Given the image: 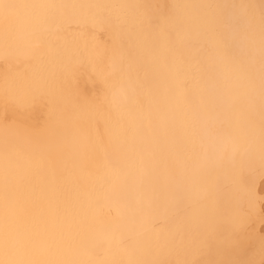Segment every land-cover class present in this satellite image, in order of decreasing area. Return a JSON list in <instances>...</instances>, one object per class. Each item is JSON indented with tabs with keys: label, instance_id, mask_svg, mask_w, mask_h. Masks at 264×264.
I'll list each match as a JSON object with an SVG mask.
<instances>
[{
	"label": "bare ground",
	"instance_id": "1",
	"mask_svg": "<svg viewBox=\"0 0 264 264\" xmlns=\"http://www.w3.org/2000/svg\"><path fill=\"white\" fill-rule=\"evenodd\" d=\"M104 1L75 0L72 3V0H0V68L4 71L6 68L4 75L11 77L0 85V162L9 165V169L5 166L0 168V186H30L23 183L27 179L37 181L38 184L35 186H88L89 178L80 170L83 167L80 157L86 151V146L80 149L74 142L65 141L61 148H53L49 146L52 143L40 135L41 132H33V127L37 125L34 122L43 117H38V113L34 115L31 110H25V106L31 104L32 96L25 92V86L29 84L30 79H34L36 74L41 72L37 69L43 68L41 57L37 58V56L44 44L37 47L34 44L35 37L45 34L52 45L50 55L62 54L58 58L61 63L57 62L58 67H53L52 71L56 73L61 71L63 76L64 65L74 59L78 52H82V47L75 46L78 40L66 41L56 38L58 31L46 29L47 26H61L68 20H73L74 17L69 12L71 4H77L74 6L76 8L86 7L89 14H92V9L96 7L98 14L104 16L106 8L101 11L97 7L101 5L98 2ZM230 2L232 4H229ZM234 2L235 0H218L217 4L213 2V5L224 6L222 12L225 31L222 39L227 45L228 56L232 61L231 72L217 64L209 69L213 74L211 86L208 89L211 111L205 114L197 108L194 111V117L202 146L211 159L228 151L223 136L238 120L246 136V143L241 152L243 180L240 186H264V140L261 139L259 128L253 127V123L258 125L264 119V37H260L264 35V28L260 32L257 29L253 30L251 24L244 21L247 17L246 8L238 9ZM197 11L200 17L202 9L199 8ZM186 13H188L186 20L189 25L187 26L186 22L176 14L178 25L175 23L170 28L172 32L167 33L170 42L175 41L177 31H189L193 34L197 31L198 18L191 15L190 9ZM97 15L93 14V18ZM157 22L156 19L151 25L156 26ZM180 23L186 26H180ZM42 26L45 27L39 32H31L34 28ZM151 30L155 34L153 37L150 36L148 48L162 55L159 49V32L154 27ZM201 46L207 49L214 61L217 59L216 49L203 37L189 41L187 44L189 50ZM45 47L44 55L48 53L47 46ZM19 60L21 61L17 64L16 61ZM20 67H22L21 71L15 72ZM82 76L81 85H85L83 90L85 92L93 90L94 83L92 84L91 80L98 79L87 71H82ZM87 76L90 79H87ZM16 82L23 83L21 90L16 88L13 90V87H16L13 83ZM234 92L241 93L238 115L231 103ZM33 116L34 118H30ZM40 125L44 126L43 123ZM151 131L153 134H160L155 116H153ZM168 132L175 141L176 152H169L166 147L163 148L165 166L154 167L152 159L148 158L145 160V171L142 177L129 175L115 186L114 193L134 194L135 197L137 191L143 188L148 199L141 201L136 198L131 201L105 203L99 205L98 214L91 212L85 214L81 211L83 206L78 207L77 220H79L80 228L84 227L87 231L81 234L83 243L75 248L76 262L93 256L96 259L88 264H159L165 259L173 262L170 258L174 257L185 260L192 254L193 246L187 235L188 226L185 225L182 235L177 230V215H162L159 211V200L150 198L159 194L163 195L166 189L176 187L184 179V174L177 165L178 152L182 146L178 118L173 117L169 121ZM148 151L149 131L141 125L133 146V155L135 152L147 153ZM105 158L113 168L125 167L128 162L124 152L117 149H110ZM40 160L42 163L37 170L26 166L19 167L17 171L11 169L13 161L23 163ZM198 163L199 159L193 160L186 165V168L194 169ZM59 165L66 168L74 165L76 168L63 170L59 168ZM222 184L233 186L227 176L222 177ZM262 207L264 203L225 201L218 209L225 217L239 215L244 220L239 235L232 245V250L237 251L238 256L227 260L225 264H264V238L259 239L256 236L258 232L261 233L259 227H263L258 225H264ZM26 208L0 205V264H18L15 263L18 253L23 249L26 250V246H31L34 242V239L28 241L30 237L36 240L39 237L47 238L41 237V228L51 220L40 223L35 232L38 235L35 236L34 229L27 227L37 216L33 213L38 207L32 208L31 213L28 210L24 212ZM105 209L111 211L109 212L113 215L111 220L109 218L106 221L102 220L103 215L105 217L108 215ZM146 217L149 218L147 223L144 222ZM70 224L71 222L67 220V226ZM157 225L162 226L157 230ZM226 227L230 226L226 225ZM129 233H134L132 243L128 246H121V243L117 245L119 241H122V237ZM51 237L54 236L51 235ZM228 245L230 246V243ZM250 247L252 251L247 253ZM5 251L11 255L8 259L7 255L3 254ZM207 254L208 252L205 256L203 255V258L208 257L210 260Z\"/></svg>",
	"mask_w": 264,
	"mask_h": 264
},
{
	"label": "snow or ice",
	"instance_id": "2",
	"mask_svg": "<svg viewBox=\"0 0 264 264\" xmlns=\"http://www.w3.org/2000/svg\"><path fill=\"white\" fill-rule=\"evenodd\" d=\"M97 7L103 11L106 6ZM171 7L190 6L173 3ZM205 7L209 11L197 20V31L194 34L177 31L174 42L168 40L167 33L177 18L160 14L158 35L162 55L147 48L139 35L133 42L124 34L123 22L115 23L109 37L110 45L97 44L95 39L85 43L82 52L64 65L62 82L48 90L44 102L47 115L44 131L48 133L49 142L57 143L71 134L86 146L80 157L83 165L80 170L89 178L86 203L81 209L85 214H98L99 204L107 200L124 177H142L146 159L151 158L154 167L165 166L163 148L176 152L175 141L168 132L169 121L178 118L182 146L177 165L184 179L159 197V211L162 215H177V230L182 235L185 225L189 228L187 235L193 251L179 264H210L201 257L218 242L234 243L244 223L239 215L225 217L218 209L228 197L222 177L227 176L233 186L242 184L241 152L246 143L245 133L237 120L223 136L228 151L211 159L202 146L194 117L197 108L205 114L211 111L208 89L213 74L209 69L217 64L230 73L232 68L227 45L222 39L224 6ZM260 23L264 26V13ZM200 37L216 49L215 61L203 46L187 48L189 41ZM35 44L37 47L46 45L51 54L52 45L45 34L37 35ZM82 71L94 75L102 86L100 95L91 100L82 98L75 87ZM240 94L234 92L231 97L237 115ZM153 116L158 121L160 134L151 131ZM141 125L149 131V151L133 155ZM253 127L259 128L264 140V119L258 125L253 123ZM110 149L124 152L128 161L125 167H111L105 158ZM196 159L199 163L194 169L186 168ZM136 198L148 199L143 188L137 191ZM144 222H149V218ZM215 264L224 262L216 261Z\"/></svg>",
	"mask_w": 264,
	"mask_h": 264
},
{
	"label": "flooded vegetation",
	"instance_id": "3",
	"mask_svg": "<svg viewBox=\"0 0 264 264\" xmlns=\"http://www.w3.org/2000/svg\"><path fill=\"white\" fill-rule=\"evenodd\" d=\"M173 1L176 4L189 5L190 7L183 8L182 10H184V12H187L190 9L191 13H195L198 16L197 9L201 8L202 13L204 11L207 13L209 9H207L205 6L213 5V2L217 4L218 0ZM240 1H242V3H246L245 8L247 13H249L251 19H253V21H255L260 26V16L262 13H264V7H262L264 6V0ZM121 2L123 4H121ZM98 4L106 6V10L110 9V12L112 13H117L118 18H116V20L120 19L126 29V32L124 34L128 37H131L133 42L137 35L141 36L144 40L145 46L148 48L151 40L150 36L152 35L153 37L155 34V32L151 30L153 29V26L151 25L152 21L149 17L151 13L149 10V0H105L104 2H98ZM138 11H142V14H135ZM202 13L200 15L203 17ZM256 29L258 30V28ZM258 32H260V30H258ZM60 56H62V54H57L53 56L47 53L44 55V57H41L40 61H42V67L44 69H37V71L41 72H38L35 78L30 79L28 82L29 84H26L25 86V92L28 95L32 94L30 99L31 104H28L27 107L25 106V110L27 109L33 111L34 115L38 113V117H43L44 124L47 120L46 105L44 103L47 99V92L50 88H53L56 85L60 84L65 76V74L61 76V71H57V73L52 71L53 67H58L56 66L57 62L61 63V61L58 60ZM81 78H83L82 74L78 76L75 87L82 98L91 100V98L87 96L88 90L86 92L85 90H83L85 88V85H81ZM13 85H16V87H13V90H15V88L21 90L23 87V83L18 84V82H16L13 83ZM40 135L43 138L49 140L48 133L44 131V128L41 130ZM65 141L74 142L75 145L80 149L81 147H84V144L80 141V139L78 137L72 136L71 134H69L59 142L52 143L49 146L53 148H61L63 145L62 143ZM41 160L39 162L25 161L23 163L13 161L11 163V169L17 171L19 167L26 166L28 168H34L35 170H37L40 169L39 167L42 163ZM2 166L8 168L9 165L0 162V168ZM46 166L49 167L48 165ZM74 167L75 166L72 165L69 168L63 166H60L59 168L63 170H71ZM48 169L49 168H47V170ZM23 183L28 184L30 186H0V205L27 207L24 212L28 210L30 213L32 211V208L38 207L37 211L33 213L34 216H37L27 227L28 229H30L31 227V230L34 229L33 235L35 236L38 235L35 234V232H37L36 229L37 227H39L40 223L47 222L49 221V219L51 221L47 222L46 224L44 223L45 226L43 225V228H41V237L47 238L43 239L39 237L36 240L35 238L30 237L28 241L30 242L34 239V242H31V246H26V250L23 249L22 252L18 253L19 258L17 257V261H15V263L88 264L90 262H93L96 259L93 256L87 257L79 262H76V260L74 259L76 256L75 248L79 247V245L83 243V240L81 239V234L87 231V229L84 227L80 228L79 220H77L76 211L78 207L84 206L86 203L85 193L87 192L88 186H35L38 184V182L31 181L30 179L25 180ZM115 188L116 187L113 188L107 200L102 201L100 204L117 201H131L136 199L134 194L114 193ZM223 188L224 190H227L225 192L228 193V197L226 199V201L228 202L247 201L254 203H264V186H223ZM160 196L162 195L159 194V196H153L150 198H153L154 200H159ZM67 220L71 222L69 226H67ZM51 235L54 237H51ZM226 242L227 245H225ZM229 243L230 246L228 245ZM232 245L233 242L231 241L225 240L218 242L210 251H208L207 255L211 259L208 260V257L207 259L206 257H204V259L203 256L201 257V259L209 261L210 264H214L216 260L223 261L225 264L227 260L236 258L238 256L237 251L232 250ZM3 254L5 256L7 255V259L11 257L8 251H5ZM170 260H173V262L169 261V259H165L159 264H179V262L182 261L181 259H177L176 257L170 258Z\"/></svg>",
	"mask_w": 264,
	"mask_h": 264
},
{
	"label": "rangeland",
	"instance_id": "4",
	"mask_svg": "<svg viewBox=\"0 0 264 264\" xmlns=\"http://www.w3.org/2000/svg\"><path fill=\"white\" fill-rule=\"evenodd\" d=\"M74 1L75 0H72V3ZM158 1L159 0H149V10L151 12L149 17L151 18V21H155L156 19L158 21L156 23V26H153L154 29L157 28V30L159 32V24H160L159 16H160V14H167V15H173L174 14L175 17L177 14L182 18L183 21L186 22L187 26L189 25V23H187V20H186V18H188V16L186 15L187 13L182 12V9H173L171 7V5L173 3H175L173 0H160L159 2ZM229 4H232V3L230 2ZM234 4H235L236 8H238V9H243L246 6V3H242V1H240V0H235ZM75 5H77V4H71V11H69V12H71V14L74 17L73 20H68L67 22L63 23L61 26H57V25L47 26L46 29H50L52 31H58L56 38L65 39L66 41L78 40L77 43L75 44V46L83 47V45L85 43H88L93 39H95L97 44H102L105 47L109 46L110 45L109 37L111 35L113 26L115 23L121 21L120 19L116 20V18H118V14L112 13V12H110V9H107L106 15L102 16V14H98L99 11L96 10L97 9L96 7H94L92 9V14L91 13L89 14V12H87V10H86V7L81 6L80 8H76V7H74ZM153 12H154V14H153ZM201 13H202V11H201ZM93 14H96V15L98 14V15L96 16V18H93ZM135 14L140 15V14H142V11H138ZM202 14L204 16L206 14V12L204 11ZM191 15L193 17H197L198 19L202 17L201 15H200V17L197 15L195 16L194 13H191ZM244 21L247 23H250L253 30L258 28V30L261 31L263 29L262 25L259 26L255 21L251 20V16L249 13H247V17L244 18ZM175 25H178L177 19H176ZM184 25L185 24L180 23V26H184ZM43 27H45V26L36 27L33 30H31V32H33V33L39 32V30H41ZM168 31H171V29H169ZM260 37H264V35H261ZM45 46L46 45H44V47H42L43 49H41V52L38 54L37 58L44 57V52H45L44 48H46ZM20 61L21 60L16 61L17 64L20 63ZM105 62H106V58H105ZM21 69H22V67L17 68L15 72H20ZM2 70H3V68H0V72ZM6 70L7 69L5 68V71L3 70L2 73L0 74V81H1L0 85L11 78V77H6L4 75ZM87 79H90V77L87 76ZM91 83L92 84L94 83L93 87L95 90L90 89L88 91L87 96L90 97L91 99H93V98L100 95L102 86H101L99 80L96 81V79L91 80ZM20 107H24V106H20ZM30 118H34V116L30 117ZM8 123H11V122H8ZM14 123H16V122H14ZM34 123L35 124L37 123V125L35 127H33L34 128L33 132L38 133V131H39V133H40L41 130L45 127L44 119H41V120L39 119L38 121H36ZM40 123L41 124L43 123L44 126L41 127ZM100 205H103V204H100ZM109 212H111V211L108 209H105V213H107L108 215L106 217L104 215H103V217L101 216L102 220L106 221L108 218L110 219L111 216H113V215H110ZM261 214H262V217H264V207L261 208ZM161 226L162 225H157L156 229L157 230L160 229ZM258 226H263V227H259L261 230V233L258 232V234L256 236L259 239H263L264 238V225L259 224ZM151 227H152V225H151ZM259 228H257V230H259ZM133 235H134V233H129L126 236L122 237L123 238L122 241H119V243L117 245H119L120 243H121V246L130 245L133 241L132 240ZM127 236H129L128 237L129 240L127 239ZM251 251H252V247H250L247 250V253H250Z\"/></svg>",
	"mask_w": 264,
	"mask_h": 264
}]
</instances>
